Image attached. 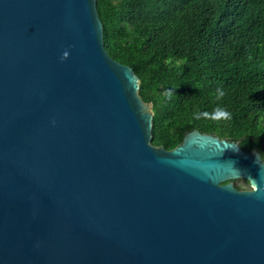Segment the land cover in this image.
Listing matches in <instances>:
<instances>
[{
	"label": "water",
	"instance_id": "obj_1",
	"mask_svg": "<svg viewBox=\"0 0 264 264\" xmlns=\"http://www.w3.org/2000/svg\"><path fill=\"white\" fill-rule=\"evenodd\" d=\"M140 87L97 0H0V264H264L259 151L155 146Z\"/></svg>",
	"mask_w": 264,
	"mask_h": 264
},
{
	"label": "trees",
	"instance_id": "obj_2",
	"mask_svg": "<svg viewBox=\"0 0 264 264\" xmlns=\"http://www.w3.org/2000/svg\"><path fill=\"white\" fill-rule=\"evenodd\" d=\"M97 10L107 52L153 104L155 146L198 130L264 160V0H97ZM217 108L230 115H204Z\"/></svg>",
	"mask_w": 264,
	"mask_h": 264
},
{
	"label": "clouds",
	"instance_id": "obj_3",
	"mask_svg": "<svg viewBox=\"0 0 264 264\" xmlns=\"http://www.w3.org/2000/svg\"><path fill=\"white\" fill-rule=\"evenodd\" d=\"M66 55H67V53H65V56ZM223 95H224L223 90L222 89H217L216 98L217 99H221L223 97ZM204 115L205 116H209L210 115L212 119H216L217 117H227L230 114L226 110H224L222 108H217V109L214 110V113H212V114L205 113ZM262 182H264V178H262Z\"/></svg>",
	"mask_w": 264,
	"mask_h": 264
},
{
	"label": "rangeland",
	"instance_id": "obj_4",
	"mask_svg": "<svg viewBox=\"0 0 264 264\" xmlns=\"http://www.w3.org/2000/svg\"><path fill=\"white\" fill-rule=\"evenodd\" d=\"M239 184L243 185V188H246V189H251V186H249L245 180L243 179H239V180H236Z\"/></svg>",
	"mask_w": 264,
	"mask_h": 264
}]
</instances>
